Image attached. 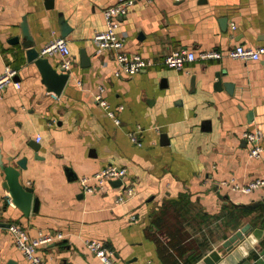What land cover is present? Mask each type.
Masks as SVG:
<instances>
[{
  "label": "crops",
  "instance_id": "1",
  "mask_svg": "<svg viewBox=\"0 0 264 264\" xmlns=\"http://www.w3.org/2000/svg\"><path fill=\"white\" fill-rule=\"evenodd\" d=\"M115 1L0 0V75L9 64L20 81L0 92V264H32L10 222L32 236L63 233L40 249L49 263L103 264L84 244L99 239L116 250L119 264H198L213 250L220 264H235L233 237L246 229L256 241L236 264H264V211L256 205L264 188L233 189L264 177V151L250 159L242 136L244 129L264 132V54L228 53L239 43H264V0H136L117 29L124 48L150 64L131 74H116V51L94 40L106 27L104 8ZM61 13L72 27L66 38L73 61L58 93L28 58L22 22L40 50L61 35ZM180 47L197 58L178 69L165 56ZM209 49L224 54L201 57ZM45 56L62 67L59 51ZM100 84L112 108L124 106L121 125L96 102ZM137 125L141 145L129 135ZM23 158L26 167L18 164ZM110 164L127 168L136 191L123 204L116 203L118 185L84 192L80 184ZM2 165L32 188L28 213L8 202Z\"/></svg>",
  "mask_w": 264,
  "mask_h": 264
},
{
  "label": "built area",
  "instance_id": "2",
  "mask_svg": "<svg viewBox=\"0 0 264 264\" xmlns=\"http://www.w3.org/2000/svg\"><path fill=\"white\" fill-rule=\"evenodd\" d=\"M136 0H116L114 3L104 8L106 18V27L97 31L94 35V40L99 47L112 48L116 51V57L119 62V69L116 74L135 73L150 64V60L146 59L140 52H130L124 48V37L120 35L118 26L119 15L126 14ZM59 51L64 56L62 66L65 69H70L72 65L71 50L65 36L59 35L53 39L48 45L40 49L41 54L53 53ZM228 53L232 56L243 58H260L264 54V43L258 46H248L239 43L230 48ZM224 52L220 49H209L201 53V57H222ZM197 58V54L193 49L180 47L172 49L165 56V62L168 65L178 69L184 67L187 61ZM17 70L9 64L5 66L4 71L0 75V92L9 82H13L16 87H20V81L14 79ZM79 83H82L79 80ZM96 102L102 106L108 116L118 125L122 124L119 112L124 109L123 105L117 108H112L106 97V87L100 84L94 92ZM143 130L141 125L132 130L129 135L131 140L141 145L139 132ZM242 136L247 141V154L250 159H259L263 156L264 148L262 141L264 132L261 128L244 129ZM115 180H121L118 185L119 193L116 198L117 204H123L130 200L135 195V188L132 182L128 179V170L124 166L114 164L107 165L89 176H82L80 184L84 192H95L105 188L107 185L113 184ZM264 188V177H255L245 183H234L233 189L244 193H252L258 189ZM9 203L12 202L10 195L7 196ZM131 219H136L135 215L130 216ZM8 230L14 235L16 245L23 250L25 255L32 264H57L49 263L46 258L41 255L40 249L43 245L51 243L58 238L63 237V233L50 234L41 232L38 236H32L27 227L17 222H10L7 225ZM85 248L97 256L103 264H119L116 259V250L106 242L99 239H86L84 241Z\"/></svg>",
  "mask_w": 264,
  "mask_h": 264
},
{
  "label": "water",
  "instance_id": "3",
  "mask_svg": "<svg viewBox=\"0 0 264 264\" xmlns=\"http://www.w3.org/2000/svg\"><path fill=\"white\" fill-rule=\"evenodd\" d=\"M54 0H46V4L48 6H53ZM60 26H61V35L67 36L68 33L71 31L72 27L64 17V15L60 14ZM22 31L24 36L26 37L24 41V45L27 47V55L30 60H35L38 66L40 67L45 80L49 83L50 87L53 88L56 92H60L66 81L68 80L71 69H65L63 66L59 69L54 66L48 59V56H45L41 54L40 50L34 47V40L30 34L29 26L27 23V20L24 18V22H22ZM15 40H18V37H15ZM82 60L84 64H87L89 62L88 55L86 53L85 49H82ZM219 79L217 81L218 84H222V77L219 73ZM226 88L232 92L233 83L230 81L225 82ZM34 149L38 151V145L34 146ZM20 167H26V158H23L18 162ZM3 166V165H2ZM4 171L7 174L8 179V186L10 191V197L12 200H14L18 205H20L26 213H28L27 209L32 202L33 197V190L30 187H27L19 182L18 178V172L13 168V166L5 165L3 166ZM69 171V170H68ZM121 183V180H115L113 184L119 185ZM5 185V187H8ZM257 206H262L264 211V198L260 200L257 204ZM37 207V202H36ZM246 231V229L240 230L236 233V235L233 237V240L236 242V247L233 248L231 246L229 249H232L233 254L230 256V258L237 259V262L243 259L244 256L248 254V250L252 248V244L256 241L255 234H249ZM257 231V230H256ZM221 255L218 252V250H213L209 254H207L202 260L198 262V264H220L221 262ZM235 262V264L237 263ZM247 264V262H246Z\"/></svg>",
  "mask_w": 264,
  "mask_h": 264
}]
</instances>
